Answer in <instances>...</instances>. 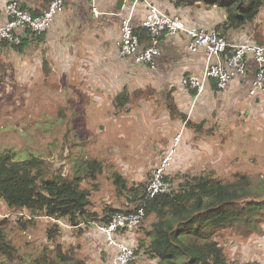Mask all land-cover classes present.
<instances>
[{"label":"crops","instance_id":"0c3cea01","mask_svg":"<svg viewBox=\"0 0 264 264\" xmlns=\"http://www.w3.org/2000/svg\"><path fill=\"white\" fill-rule=\"evenodd\" d=\"M10 1L0 0V24L5 20L1 15ZM19 1L29 5L35 13L42 12L49 3L48 0ZM154 1L162 10L179 15L189 24L216 29L234 42L254 40L264 43V6L254 21L241 23L236 17V21L240 22L237 24L229 17L228 10L217 2L194 0L185 6H175L169 0ZM116 5L117 0H65L63 9L48 30L28 34L25 43L17 48L5 40L0 41V77H3L4 69L8 71L4 79L6 82L0 81V100L13 104V98L17 100L19 96V81L26 79L29 85L37 80L63 82L61 87L66 91L65 87L70 85L73 96L78 98L86 97L93 91L100 107H104L105 101L112 106L106 115L109 122L122 123L124 129L135 125L139 129L134 134L141 132L139 137L145 140L148 152L138 157L143 162L137 159L138 165L128 169L133 176L141 175L145 166V173L153 170L177 142L168 170L173 173L194 161L198 153L191 151L187 144L192 127L189 121L208 120L203 112L210 109L211 102L216 108L232 105L241 99L244 103L248 101L255 112H260L258 101L264 103V89L256 95L250 93L256 66L252 57L247 59V72L234 78L227 89H219L214 80H210L207 89L198 93L184 86L181 79L184 75L205 71V52L191 51L188 35L180 32L162 37L161 53L155 68L137 62L132 56H121V18L131 17L137 26L141 25L147 5L140 2L132 7L125 2L120 9ZM94 7L100 13H95ZM147 41L142 42L143 45H147ZM29 89L32 90L31 87ZM124 93L125 97L121 95ZM88 110L92 115L98 114ZM146 127L147 130L156 129L152 134H144ZM128 132L122 130L118 135L126 139L132 136ZM179 132L182 136L176 140ZM183 173L185 171H180L176 177L185 179ZM103 207L93 209L102 211ZM141 226L126 235L131 243L138 242L139 237L145 234ZM77 232L88 238L83 241L90 242L95 264H115L117 248L107 243L100 230L94 227ZM81 244L78 243L79 247ZM258 260L264 261V253L259 255Z\"/></svg>","mask_w":264,"mask_h":264},{"label":"trees","instance_id":"16d2710c","mask_svg":"<svg viewBox=\"0 0 264 264\" xmlns=\"http://www.w3.org/2000/svg\"><path fill=\"white\" fill-rule=\"evenodd\" d=\"M169 1L175 6H185L194 0ZM206 1L224 6L235 23L236 17L241 23L254 21L264 6V0ZM136 30L143 41L150 39L144 26L138 25ZM25 38L20 44L12 45L21 47ZM6 73L4 69L0 81L6 78ZM189 123L202 131L203 123ZM26 150L19 154L15 148L0 149V198L16 212L15 218L0 216V264H89V258L79 254L78 244L64 242L65 227L82 232L94 222H107L114 213L129 210L139 199L145 200L146 218L141 226L145 234L138 242L132 241L139 256L137 264L144 261L146 264H235L225 244L214 236L229 227L241 230L244 236L257 230L264 219V175L257 181L243 171L227 180L214 178L207 171L193 176L186 174L183 175L186 180L178 188L173 186L170 191L146 197L147 181L129 182L122 173L115 172L118 194L125 197H118L116 205L108 203L102 211H97L92 208V195L99 186L96 180L104 171L103 159L84 157L78 161V170L68 174L64 167L53 169V163L38 150ZM84 181L92 185H85ZM40 216L54 221L47 229L41 251L27 259L10 230L17 225L27 231ZM245 264H264V261Z\"/></svg>","mask_w":264,"mask_h":264},{"label":"rangeland","instance_id":"374dc122","mask_svg":"<svg viewBox=\"0 0 264 264\" xmlns=\"http://www.w3.org/2000/svg\"><path fill=\"white\" fill-rule=\"evenodd\" d=\"M54 81L37 80L32 85L27 79L19 81L17 100L13 98V104L0 100V149L15 148L19 154L26 148L38 150L53 163V169L64 167L68 174L78 170V161L84 157L103 159L104 171L96 180L99 186L93 191L92 208L115 204L118 197H125L118 194L115 172L122 173L129 182L144 180L148 183L154 168L145 173V166L141 169V175L137 176L128 170L136 167L138 157L148 152L145 140L139 137L141 132L134 134L139 128L132 126L131 122L130 129L122 128V123L109 122L106 115L112 106L105 101L104 107H100L93 91L83 98L74 97L70 85L65 87V91L61 87L63 82ZM214 104L210 103V111L199 110L209 117L208 120H195L203 123L202 131L195 126L190 127L187 144L191 151L198 153V157L173 173L169 171L168 177L174 187H179V183L185 181L183 177H176L180 171H185L183 175L188 176L207 171L214 178L225 180L234 178L238 171L251 174L257 181L264 175V103L258 101L259 113L248 101L244 103L241 99L229 106L213 108ZM88 109L98 114L92 115ZM155 129L144 131V134H152ZM122 130L129 131L132 136L120 138L118 134ZM185 149L188 151L187 147ZM83 183L92 185L87 181ZM2 215L15 218L16 212L11 211L4 199L0 198ZM36 221V225H31L27 231L20 230L17 225L10 230L14 242L27 259L36 257L41 251L46 242L47 229L54 219L40 216ZM258 227L244 236L241 230L229 227L220 230L214 237L223 241L235 264H245L258 260L259 255L264 253V219ZM65 229L64 242L71 240L76 244L82 243L79 254L88 257L89 264H95L90 242L83 241L88 238L76 233L73 228ZM146 263L144 261L143 264Z\"/></svg>","mask_w":264,"mask_h":264},{"label":"built area","instance_id":"2783aa9c","mask_svg":"<svg viewBox=\"0 0 264 264\" xmlns=\"http://www.w3.org/2000/svg\"><path fill=\"white\" fill-rule=\"evenodd\" d=\"M65 0H51L40 13H35L29 5L19 0L7 3L1 16L5 18L0 24V41L10 44H20L28 34H40L50 27L55 16L63 9ZM132 7L144 2L147 13L143 19V26L147 28L150 39L147 45L137 32V25L131 17L121 18V56H132L139 63L155 68L157 57L161 53L160 40L166 35H175L180 32L189 37L188 47L191 51L203 50L206 54L207 65L203 73L184 75L181 82L184 86L196 89L198 93L207 89L210 80H214L220 89L228 87L232 80L247 72L249 57L256 63V71L250 85V93L256 95L264 89V44L253 40L234 42L225 34L216 29L204 26L191 25L177 14H170L162 10L154 0H126ZM95 13H100L94 7ZM182 133L176 135L179 140ZM178 143V142H177ZM177 143L154 169L146 188V197H153L171 189L168 178V167L174 158ZM146 218L145 200L139 199L127 211L114 213L107 222H94L107 243L114 245L115 264H137L139 258L135 245L128 241L126 235L142 225ZM84 225V224H83Z\"/></svg>","mask_w":264,"mask_h":264},{"label":"clouds","instance_id":"9594fccd","mask_svg":"<svg viewBox=\"0 0 264 264\" xmlns=\"http://www.w3.org/2000/svg\"><path fill=\"white\" fill-rule=\"evenodd\" d=\"M125 2H126V1H125ZM158 6H159V5H158ZM159 7H160V6H159ZM166 12H168V11H166ZM168 13H170V12H168ZM170 14H173V13H170ZM141 25L143 26V21H142ZM144 27H145V26H144ZM164 36H166V34H164L162 37H164ZM162 37H161V39H162ZM160 41H161V40H160ZM253 41H254V40H253ZM255 42H256V41H255ZM256 43H258V42H256ZM259 44H264V43H259ZM160 48H161V47H160ZM253 60H254V59H253ZM255 65H256V63H255ZM255 71H256V66H255ZM230 85H231V84H230ZM230 85H229V86H230ZM229 86H228V87H229ZM225 89H227V87L224 88V89H222V90H225ZM164 157H165V156H164ZM164 157H163V158H164ZM163 158H162V159H163ZM162 159H161V161L155 166V168H156V167L162 162ZM155 168H154V169H155ZM153 171H154V170H153ZM168 174H169V170H168ZM168 178H169V177H168ZM172 187H173V185H172ZM172 187H171V189H172ZM174 188H175V187H174ZM171 189H170V190H171ZM170 190H168V191H170ZM93 226H94V225H93ZM94 227H95V226H94Z\"/></svg>","mask_w":264,"mask_h":264},{"label":"water","instance_id":"95a60500","mask_svg":"<svg viewBox=\"0 0 264 264\" xmlns=\"http://www.w3.org/2000/svg\"><path fill=\"white\" fill-rule=\"evenodd\" d=\"M126 0H117V8L120 9L124 6Z\"/></svg>","mask_w":264,"mask_h":264}]
</instances>
